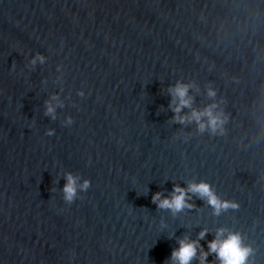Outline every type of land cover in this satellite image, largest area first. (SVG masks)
Masks as SVG:
<instances>
[{
	"label": "water",
	"instance_id": "1",
	"mask_svg": "<svg viewBox=\"0 0 264 264\" xmlns=\"http://www.w3.org/2000/svg\"><path fill=\"white\" fill-rule=\"evenodd\" d=\"M220 232L264 264V0H0V264H221Z\"/></svg>",
	"mask_w": 264,
	"mask_h": 264
},
{
	"label": "clouds",
	"instance_id": "2",
	"mask_svg": "<svg viewBox=\"0 0 264 264\" xmlns=\"http://www.w3.org/2000/svg\"><path fill=\"white\" fill-rule=\"evenodd\" d=\"M42 59V57H41ZM187 93V87L186 86H177L174 89L175 96L179 97L180 99V105H187L188 100L185 99ZM214 94V93H210ZM180 105H178L175 109V111L180 110ZM48 111H52L51 107L48 109ZM201 115H207L208 116V123L209 125L214 129L217 124L219 123V118L217 116H214L211 112V109L205 110L204 113H193V117L199 121ZM201 127H203V124H201ZM68 183L65 186V193L67 195L68 199H71L74 195V180L69 175L68 176ZM190 190L193 192L199 193L201 196L207 197L208 202L212 204L214 207L219 208L222 205L221 202L218 200V198L212 193L210 190V187L205 183H200L198 185L194 184L190 186ZM157 199H159V193L154 194L153 201L155 202ZM159 207L163 208H170L175 211L181 210L185 206V190L175 186L174 187V195L171 199L165 198L163 200H160V203L158 205ZM204 233L201 232L200 236L203 237ZM222 235V232L217 234V238L211 242H209V250L212 252H215L217 254V257L221 261V264H245L247 255L249 253V249L242 246L241 239L238 234H229L226 238L221 239L220 236ZM196 243L193 242H187L184 240L180 241V247L173 251L172 256L173 258L178 261V264H190L191 259L196 254ZM206 253H202L201 256V264H203L204 256H206Z\"/></svg>",
	"mask_w": 264,
	"mask_h": 264
}]
</instances>
